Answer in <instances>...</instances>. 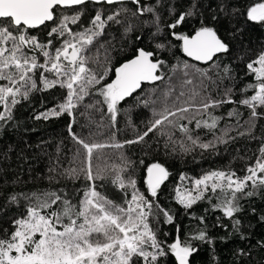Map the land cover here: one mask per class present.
I'll return each instance as SVG.
<instances>
[{
  "label": "snow or ice",
  "instance_id": "1",
  "mask_svg": "<svg viewBox=\"0 0 264 264\" xmlns=\"http://www.w3.org/2000/svg\"><path fill=\"white\" fill-rule=\"evenodd\" d=\"M88 5L93 6L95 15L88 16ZM229 6L228 0H218L215 9L209 5L211 20L218 21L222 12L226 17L239 14L247 22L264 25V0H249L245 8H232L231 13ZM161 7L168 8L169 22L163 21ZM194 17H199V25L180 31ZM133 20L138 23L133 24ZM139 24L143 25L141 34L131 44L141 41L147 29L152 48L135 46L131 58L113 67L114 46L104 37L113 26H119L127 39ZM94 46L96 54H90ZM175 50L184 58L175 56ZM229 51L217 28L205 22L199 0H192L187 10L179 13L174 4L167 6L164 0H0V127L13 121L16 106L28 101L33 93L61 90V102L35 119L66 115L68 134L78 147L71 165L58 171L57 161L49 169L56 176L48 179L51 182L59 176L72 182L84 181L82 187L72 190L10 195L9 205L16 204L23 211L9 222V228L0 227V264H168L169 258L174 264H191L190 258L198 252L194 242H213L205 216L189 212L201 201L231 220L234 231H240L241 221L234 219L242 211L240 201L264 193V137L259 138L255 160L245 167L243 176L222 169L198 178L180 175L173 199L205 227H197L185 237L176 235L170 242L167 232L161 238L153 226L174 221L158 195L169 179V170L159 162L147 164L146 193L141 192L132 162L122 151L126 146L145 143L154 132L166 136L173 146L179 144L183 152L214 149L235 139L229 132L243 127L240 107L249 113L244 121L249 127L238 135L251 136L257 122L264 120V50L246 64L245 77L252 80L239 89L231 67L224 65L221 69L218 63ZM165 52L176 62L165 59ZM133 97V104L122 107ZM225 105H233L227 117L236 122L219 128L224 117L216 112ZM141 106L152 113L146 130H137L134 138L118 141V117L123 114L128 126L136 130L131 112ZM77 114L86 121L81 128H89L88 137L74 130ZM105 118L109 123H103ZM191 124L194 128L189 127ZM92 125L109 129L108 140L89 142L99 134L91 131ZM201 129L213 138L203 141L197 132ZM177 131L179 140L174 139ZM106 148L121 150L119 163L96 162ZM189 180L190 186L184 184ZM105 181L125 194L121 202L101 191ZM220 221L217 217L218 226L227 227Z\"/></svg>",
  "mask_w": 264,
  "mask_h": 264
},
{
  "label": "trees",
  "instance_id": "2",
  "mask_svg": "<svg viewBox=\"0 0 264 264\" xmlns=\"http://www.w3.org/2000/svg\"><path fill=\"white\" fill-rule=\"evenodd\" d=\"M228 2L230 5L228 12L231 13L232 8H245L249 0H228ZM217 3L218 0H199L205 22L216 27L218 34L229 45L230 51L221 55L218 63H220L221 69L224 65L231 67L232 75L237 77L236 88L239 89L252 80L251 77H245L246 64L264 50V25L247 22L246 17H241L239 14L226 17L222 12L219 13L220 19L218 21H212L213 12L208 6L211 5V8L215 9ZM164 4L167 6L174 4L177 13H179L187 10L192 4V0H164ZM159 11L164 22L171 20L167 7H161ZM87 14L88 16L95 15L92 5H88ZM199 22V17L191 18L180 28V31H190L197 27ZM132 23L137 24L138 22L133 20ZM141 28L143 25L139 24L136 30L128 35L127 39L123 36V28L113 26L109 30L104 39H111L112 46H114V50L111 51L113 67H118L125 59L131 58L135 46L152 48L153 45L149 41V30L147 29H144L141 41H136L135 45L131 44V41H134L135 37L141 34ZM42 35H46V33ZM122 46L123 51H121ZM90 54H96L95 46ZM162 55L171 63L176 62L172 54L165 52ZM175 56L184 58L178 50H175ZM100 58H103V50L100 52ZM201 67L205 66L201 65ZM213 78H216L215 73H213ZM225 83L229 82L225 81ZM61 100L62 95L59 89L35 92L28 101H22L16 106L13 121L0 127V227L2 228H9V222L23 211L16 204L9 205L8 197L10 195L59 188L72 190L83 186V180L72 182L59 176L51 182L48 179L50 175L56 176V173H50L49 169L56 166L57 161L59 162L58 171H62L71 165L78 147L68 134L69 118L66 115L48 120L35 119L37 114L54 107ZM133 103L134 97L129 98L122 107L127 108ZM232 107L233 105H225L216 112L217 115L224 117L219 128L235 124V118L227 117V112ZM239 110L242 112L240 123L243 127L229 132V136L235 139H228L227 143H219L214 149L204 151L195 148L190 152H183L179 144L173 146L168 142L166 136L154 132L145 138V143L129 145L122 150L132 162L134 178L137 181V188L141 192L146 193L144 179L147 164L159 162L170 172L169 179L161 186L158 195L160 204L172 212L174 221L172 224L153 225L157 228L161 238H165L163 234L167 232L169 235L166 239L170 242L176 235L185 237L197 227H205V225H200L199 221L193 220L192 216L186 213L173 199L175 187L181 183L179 179L181 174H185L189 178H198L208 171L222 169L233 170L238 176H243L245 167L254 162V154L257 153L261 142L259 138L264 137V120L257 122L251 136H240L238 132H243L249 127V125L244 124L249 113L243 107H240ZM81 111H83L82 108ZM131 117L136 130L128 126L127 119L123 114L118 117V127L121 131L117 135V140L120 142L134 138L137 135V130L140 133L145 131L147 122L152 118V113L142 106L134 107ZM77 119L78 123L74 126L75 132L82 137H88L89 128L85 127L83 130L81 128V125L86 123L85 119L79 114H77ZM95 119L97 122L100 121L98 113L95 114ZM103 123H109L107 118ZM182 123H186V121H182ZM189 127L194 128V124L189 125ZM91 131L99 134L92 136L89 142H105L110 135L109 129H97L96 125L91 126ZM197 132L203 141L213 138L211 134L205 135L206 130L201 129ZM216 134L220 135L219 130ZM252 136L257 137V139H252ZM180 138L181 134L178 131L175 132L174 139L179 140ZM120 151L114 148H106L102 150L104 154L102 159L96 162L119 163ZM141 160L144 161L143 164L140 163ZM76 163L79 164V161ZM184 184L190 186V180L185 181ZM101 191H105L110 198L117 202H121L125 195L109 181L104 182ZM130 192L129 189V194ZM240 203L242 211L234 217V219L241 221L240 231H234L231 220L223 218L219 211L213 212L206 201L193 205L189 212L197 217L205 216L207 232L213 242L212 244L194 242L198 247V252L190 258L191 264H264V220H261V216H264V193L242 199ZM206 209H208L207 212ZM252 209H255V212ZM217 217H221L220 223L227 225V227L218 226ZM160 219L162 221L163 217L161 216ZM177 228H179V232H177ZM168 264H174V260L169 258Z\"/></svg>",
  "mask_w": 264,
  "mask_h": 264
},
{
  "label": "water",
  "instance_id": "3",
  "mask_svg": "<svg viewBox=\"0 0 264 264\" xmlns=\"http://www.w3.org/2000/svg\"><path fill=\"white\" fill-rule=\"evenodd\" d=\"M183 55V54H182ZM223 55V54H222ZM193 63H195V62H193ZM202 66H204V65H202Z\"/></svg>",
  "mask_w": 264,
  "mask_h": 264
}]
</instances>
